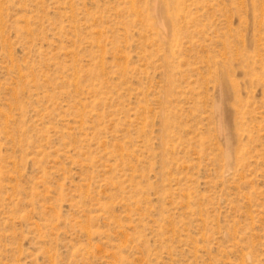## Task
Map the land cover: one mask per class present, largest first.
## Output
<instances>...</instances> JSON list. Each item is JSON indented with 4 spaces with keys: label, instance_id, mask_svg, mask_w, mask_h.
Here are the masks:
<instances>
[{
    "label": "rangeland",
    "instance_id": "obj_1",
    "mask_svg": "<svg viewBox=\"0 0 264 264\" xmlns=\"http://www.w3.org/2000/svg\"><path fill=\"white\" fill-rule=\"evenodd\" d=\"M0 264H264V0H0Z\"/></svg>",
    "mask_w": 264,
    "mask_h": 264
}]
</instances>
